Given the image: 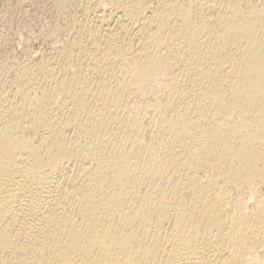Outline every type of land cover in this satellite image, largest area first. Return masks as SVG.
<instances>
[{"label":"bare ground","instance_id":"obj_1","mask_svg":"<svg viewBox=\"0 0 264 264\" xmlns=\"http://www.w3.org/2000/svg\"><path fill=\"white\" fill-rule=\"evenodd\" d=\"M211 1L0 67V264H264V0Z\"/></svg>","mask_w":264,"mask_h":264},{"label":"rangeland","instance_id":"obj_2","mask_svg":"<svg viewBox=\"0 0 264 264\" xmlns=\"http://www.w3.org/2000/svg\"><path fill=\"white\" fill-rule=\"evenodd\" d=\"M86 1L88 0H68L60 12L52 0H0V67L9 69V72L12 69L11 72H14L23 64L34 65L41 57L49 56L62 46L71 45L78 33H83L82 29L87 20L84 11ZM145 1L158 8L164 2L173 0ZM210 5L213 6L210 10L215 11V3ZM112 25L116 28L115 23ZM120 43L122 41L119 36H114L109 41L110 45ZM127 53L131 56L133 52L128 50ZM8 71L5 72L6 77L13 80L14 73L6 74ZM186 100H181L179 104Z\"/></svg>","mask_w":264,"mask_h":264}]
</instances>
